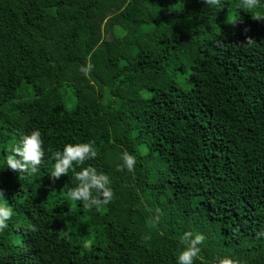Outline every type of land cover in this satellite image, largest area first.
Instances as JSON below:
<instances>
[{
  "label": "trees",
  "instance_id": "obj_1",
  "mask_svg": "<svg viewBox=\"0 0 264 264\" xmlns=\"http://www.w3.org/2000/svg\"><path fill=\"white\" fill-rule=\"evenodd\" d=\"M256 16L264 0H0V193L14 209L0 264H177L186 231L205 238L194 264H264ZM34 129L45 163L19 175L4 161ZM78 142L111 180L99 210L67 198L74 173L48 174ZM124 151L132 172L116 170Z\"/></svg>",
  "mask_w": 264,
  "mask_h": 264
},
{
  "label": "clouds",
  "instance_id": "obj_2",
  "mask_svg": "<svg viewBox=\"0 0 264 264\" xmlns=\"http://www.w3.org/2000/svg\"><path fill=\"white\" fill-rule=\"evenodd\" d=\"M203 3L208 8H214L220 6L221 0H203ZM256 3L257 0H242V5L248 9H252ZM255 18L264 19L261 16ZM92 67V64L88 63L81 68V71L89 72ZM96 157L97 151L92 142L66 143L62 150H58L53 154L54 164L48 173L54 180L59 179L62 175H68L69 172L74 173V186L67 192V198L82 204L83 207L89 210L93 208L99 210L107 206L114 195L110 187L109 175L97 171L95 167L83 166L85 162ZM136 162L135 155L124 151L120 156V162L116 165V170L132 172ZM43 163H45V149L42 133L39 129H34L14 140L9 146L8 155L4 161L7 168L19 175L35 173ZM13 214V207L5 199L3 193H0V232L9 227V221L12 219ZM261 235H264V232ZM204 239L202 234L191 231L184 232L180 236L182 247L176 256L177 264H194L195 258L201 252L200 246ZM220 264H230V262L222 260Z\"/></svg>",
  "mask_w": 264,
  "mask_h": 264
},
{
  "label": "rangeland",
  "instance_id": "obj_3",
  "mask_svg": "<svg viewBox=\"0 0 264 264\" xmlns=\"http://www.w3.org/2000/svg\"><path fill=\"white\" fill-rule=\"evenodd\" d=\"M5 197V196H4Z\"/></svg>",
  "mask_w": 264,
  "mask_h": 264
}]
</instances>
